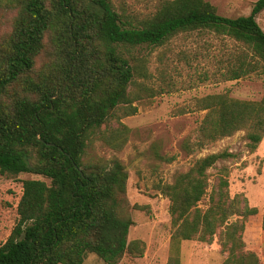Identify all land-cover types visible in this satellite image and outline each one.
I'll return each mask as SVG.
<instances>
[{
	"label": "trees",
	"instance_id": "trees-1",
	"mask_svg": "<svg viewBox=\"0 0 264 264\" xmlns=\"http://www.w3.org/2000/svg\"><path fill=\"white\" fill-rule=\"evenodd\" d=\"M16 2L12 30L0 41V172L42 175L50 183L23 181L18 220L0 245V264H83L90 253L108 264L126 254L141 257L145 242L129 240L135 221L128 213V168L117 158H85L95 135L122 149L130 132L122 119L138 112L130 90L137 66L123 48L160 46L178 34L208 30L235 39L264 62V29L257 20L264 0L238 17L219 14L208 0H160L144 18L117 10L112 0ZM48 47L50 60L38 69ZM254 68L244 61L232 78ZM204 102V141L246 129L252 150L257 148L264 137V98L217 94ZM114 119L117 127L110 126ZM232 156L208 154L160 186L173 227L168 264H180L182 241L212 243L217 235L227 252L223 264H260L243 239L258 208L242 194L231 196L226 167L210 183L208 170ZM207 194L209 203L202 209L199 203Z\"/></svg>",
	"mask_w": 264,
	"mask_h": 264
},
{
	"label": "rangeland",
	"instance_id": "rangeland-1",
	"mask_svg": "<svg viewBox=\"0 0 264 264\" xmlns=\"http://www.w3.org/2000/svg\"><path fill=\"white\" fill-rule=\"evenodd\" d=\"M115 8H125L131 15L144 18L153 14L160 0H112ZM219 14L227 17L249 15L257 0H208ZM16 0H0V41L12 30L17 14ZM257 20L264 29V11ZM131 63L137 66L130 87L135 115L122 119L129 128L122 149L108 146L93 136L86 149V159H120L128 168V213L135 221L129 240L145 242L144 255L123 256L117 264H168L174 254L173 227L169 199L160 186L172 183L178 173L187 172L195 162L208 154L228 151L232 157L219 160L208 170L210 183L219 171L229 172L230 194L245 196L259 212L246 222L243 239L246 250L255 252L264 264V137L252 150L248 131L241 129L209 143L200 129L208 113L204 100L223 94L244 101L264 98V62L255 60L245 46L235 39L202 30L181 33L160 46L142 45L123 48ZM51 48L38 61V69L50 60ZM254 63V71L233 79V71L242 62ZM111 127H117L114 119ZM50 179L37 174L17 176L0 172V245L6 242L17 220V207L23 194V181ZM211 187L208 190L210 193ZM207 194L199 203L206 209ZM135 206H138L137 208ZM217 235L212 243L199 240L182 241L180 264H223L227 252ZM83 264H108L94 253Z\"/></svg>",
	"mask_w": 264,
	"mask_h": 264
}]
</instances>
